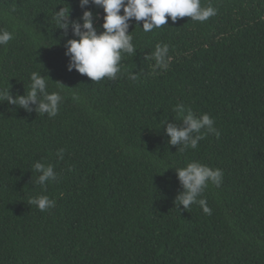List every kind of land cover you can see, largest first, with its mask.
Instances as JSON below:
<instances>
[{"label":"trees","instance_id":"obj_1","mask_svg":"<svg viewBox=\"0 0 264 264\" xmlns=\"http://www.w3.org/2000/svg\"><path fill=\"white\" fill-rule=\"evenodd\" d=\"M209 4L217 14L203 23L168 18L144 33L130 21L136 53L117 79L93 82L68 71L75 37L54 20L61 7L81 17L79 0H0V29L13 35L0 46V88L23 95L41 72L63 97L51 118L0 103V264H264V0ZM89 7L102 31L103 10ZM157 44L169 46L167 70L145 60ZM177 104L208 114L219 135L168 144ZM38 160L57 173L46 190L34 183ZM191 162L224 174L197 198L211 215L174 204L175 168ZM40 195L55 207L29 204Z\"/></svg>","mask_w":264,"mask_h":264},{"label":"clouds","instance_id":"obj_2","mask_svg":"<svg viewBox=\"0 0 264 264\" xmlns=\"http://www.w3.org/2000/svg\"><path fill=\"white\" fill-rule=\"evenodd\" d=\"M79 6L88 10H84L78 19L72 20L70 10L61 7L59 11L54 10V20L57 24L56 28L62 30L65 36L71 31L72 36L75 37L67 39L64 44L65 56L69 60L68 71L76 70L93 82H99L104 78L117 79L121 72L122 56L125 54L131 56L136 53L137 49L132 42V32L128 31L130 21H142L141 30L149 33L166 25L168 18L173 23L178 18L184 17L203 23L217 14V9L211 4L202 7L201 0H79ZM89 6L103 10L105 15L103 23L99 26L103 29L102 31L94 26L96 16ZM12 38L11 32L0 29V46L7 45ZM168 53L167 44H157L155 50L150 52L145 60L155 61L154 70H167L172 59ZM127 75L128 79L136 81V73L131 72ZM45 77L47 76H42L41 72H32L27 93L15 97L10 93V88H0V103L6 101L27 112L47 114L50 118L56 116L63 97L59 92L47 91V81L51 79L47 77L46 80ZM55 83L62 88L65 87L59 82ZM173 111L182 118V124L178 126L177 123L165 122L164 131L169 137L168 144L182 145V150L195 149L198 142L207 134L219 135L213 126L214 119L208 114L197 117L190 108L186 109L182 104H177ZM185 112H187L186 115ZM57 157L61 160L64 158V149H58ZM32 168L39 173L34 183L45 190L49 182L57 180V173L51 164L45 165L38 160L34 162ZM175 170L181 186L174 201L175 206L179 209L182 205L187 211L192 204L198 203L205 214L211 215L206 199L198 200L197 198L209 183L216 187L221 186L224 175L222 170L210 168L199 162H191L186 167L175 168ZM29 204L35 205L44 212L55 207V200L47 195H40L31 198Z\"/></svg>","mask_w":264,"mask_h":264}]
</instances>
